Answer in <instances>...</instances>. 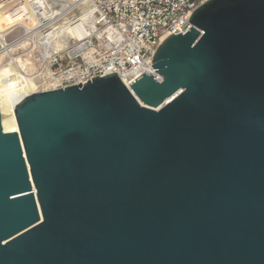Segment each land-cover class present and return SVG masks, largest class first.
Instances as JSON below:
<instances>
[{
    "label": "water",
    "instance_id": "obj_1",
    "mask_svg": "<svg viewBox=\"0 0 264 264\" xmlns=\"http://www.w3.org/2000/svg\"><path fill=\"white\" fill-rule=\"evenodd\" d=\"M190 25L157 77L0 106V264H264V0Z\"/></svg>",
    "mask_w": 264,
    "mask_h": 264
},
{
    "label": "built area",
    "instance_id": "obj_2",
    "mask_svg": "<svg viewBox=\"0 0 264 264\" xmlns=\"http://www.w3.org/2000/svg\"><path fill=\"white\" fill-rule=\"evenodd\" d=\"M207 1L0 0V96L13 82L17 102L113 73L128 88L143 74L157 77L156 50L188 32Z\"/></svg>",
    "mask_w": 264,
    "mask_h": 264
},
{
    "label": "bare ground",
    "instance_id": "obj_3",
    "mask_svg": "<svg viewBox=\"0 0 264 264\" xmlns=\"http://www.w3.org/2000/svg\"><path fill=\"white\" fill-rule=\"evenodd\" d=\"M52 1L54 2V4H57L60 2H68L69 0H52ZM67 6L69 7V5H67ZM0 24H3V17H0ZM11 86L8 88L6 87V93L0 96V106L15 102V101H13V97H14V94L12 93L13 91L10 92L9 89H12V88H14V89L19 88L20 89L21 86L17 82H13V84Z\"/></svg>",
    "mask_w": 264,
    "mask_h": 264
}]
</instances>
